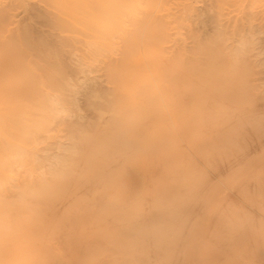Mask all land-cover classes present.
<instances>
[{
	"label": "bare ground",
	"instance_id": "obj_1",
	"mask_svg": "<svg viewBox=\"0 0 264 264\" xmlns=\"http://www.w3.org/2000/svg\"><path fill=\"white\" fill-rule=\"evenodd\" d=\"M178 1L182 2L183 0ZM43 2L48 7L47 12L49 16L45 18V24H41L46 25L48 29H53L56 32V34L51 33L49 35L55 39V41L53 40L54 43L60 44L59 47L42 37L37 38L39 39L37 41L39 47L36 46L31 33L27 30L24 31L22 36L17 32L11 31L8 33L5 42H2L0 33V264H6L5 256L11 247L15 248L19 245L28 246L26 242H22L23 236L19 222V214L22 209L28 208L27 215L25 214V216H31L35 219L34 228L37 232L40 230L42 231V229L45 230L43 227L44 223L42 220L43 214L41 213V206L42 203L49 201L50 197H52L51 200L53 202L62 201L65 202V204L69 203L68 205L70 207H78L84 202L91 201L87 197L88 189L96 190L109 183L119 186L120 189L121 186L125 185L119 178L123 175V166L126 161L123 152H131L139 148L140 150H147V147L141 145L143 142L139 143V137L141 140L149 135L156 137L158 140L168 138L169 129L165 128L163 122L158 120L153 123L151 122L152 132L148 130H134L130 133H127L123 128L124 126L118 121L113 125L109 124L108 121H100L97 127L95 126L97 131L94 129L93 131L89 129L88 131H80L77 137L73 135L69 138V145L65 144L67 146H61V144L59 146L61 152L65 150L66 153L69 152L76 155V157L73 156L74 158L70 160L58 157L59 167L49 172L52 177L51 182L42 180L40 182V188L36 190L29 187L25 179L20 177V172L23 167L24 158L28 153L30 142H35L41 138H48L51 132V124L54 122L56 114L66 112L65 108L60 106V102L62 101L60 99H55V96H52L55 98H51L49 95V91L52 90L54 93L56 92L55 95L58 93L59 96H65V92L68 90L69 86L66 73L60 64V47L76 46V48L83 53L82 66L85 68L89 69L97 64H105V66H107L108 75L112 76L115 82H117L116 87L113 89V93L110 95L105 94L104 96H98L100 93L96 91V93L91 92L89 97H91V99L94 98V100L96 98L103 100L104 98V103L111 106L110 110H112L113 113H117V115L119 111L116 112L115 106H113V97L115 96H119V98L124 95L126 96L125 100L119 101L120 109L122 108L135 114L145 110V118L149 117L148 119H152L153 117L160 116L159 119H162V116L164 118L166 114L165 111L169 106H182V104L186 106L184 104L187 102L186 97L190 95L194 97L191 104L192 108L189 109V111L187 107H183L184 113L188 116L192 114L196 116L205 114L207 115V120L211 119V115L216 117L219 116L215 115L218 109H220V113H225V100L238 104L246 100L245 96L248 94L246 93V87L249 88L247 74L245 75L241 71L238 73L236 68L232 67L231 64V66L228 65V67L225 65L227 62H223L224 48L220 42V45L216 43L218 46L214 49L212 47L216 55L213 53L214 51H202L201 55H203L202 57H204L205 62H207L206 64L200 63L206 68L204 67V69H202L201 67L198 73L194 72L195 70H193L192 65H183V63H180V65L179 63L173 64L169 61V57L166 56L163 50L165 49L164 45L169 42L170 38L165 18L172 15V0H43ZM219 6H221V9H225L224 3ZM37 17L40 18L39 16ZM9 26L10 25H8V27ZM6 27L7 25L5 28ZM247 51H249L248 48ZM243 55L244 54H242V56ZM118 56H121V60H124V65H119ZM9 57H11V61ZM141 57L144 59L143 63L146 71L153 76V79L157 83V89L161 94V101L164 104V109L163 107L161 108L163 112H157L154 111L153 108H150L152 101L144 92L146 79L142 75L143 70L136 67V62L138 59L142 60ZM86 58L88 59L86 60ZM244 58L245 57H243V59ZM226 60L228 59L226 58ZM242 61L243 60L240 61L239 58L238 62L240 63ZM240 64L236 67H239ZM251 64L252 63H250V65ZM125 66L127 67L124 68ZM246 67L248 66L246 65ZM243 70L245 71V69ZM123 73H125L126 76H123ZM183 74L188 75V78L186 76L187 82L183 79ZM125 77L129 78V80L127 79L128 81H132L133 84L131 83V86L124 83L126 82L124 80ZM225 79L226 82L224 81ZM181 80H184V83H181ZM182 84L185 85L180 86ZM256 86L258 87L259 85ZM162 89L165 90L164 93ZM76 94L77 93H75V95ZM73 99L77 100L76 98ZM37 110L42 112L40 116L37 115ZM157 110L159 109L157 108ZM245 111H243L244 115L241 117L247 120L250 116L248 117ZM98 112H100V110ZM99 115H101V113ZM106 115H108V113ZM107 117L108 116H106V119ZM224 117H222V119ZM103 118L105 117L103 116ZM148 119H144L142 123L148 121ZM184 119L195 120L199 119V117H184ZM218 119L219 118H217V120ZM212 120H216V118L214 119L213 117ZM207 121L212 122L209 120ZM244 122H242V124L246 128V126H248V121ZM204 125H201V130ZM215 126L217 125L215 124L214 127ZM229 126H227V128H229ZM204 128L205 126L203 129ZM182 136L183 134L180 135V137ZM124 139H131L132 141L129 140L130 143L127 141L124 144H120L121 151L116 153L115 159L110 160L112 165L104 161L110 157L111 152H114L112 151L113 147H115L114 143H119V141H124ZM173 139H176V137H173L171 140ZM196 144H200V142H196ZM236 145L238 146V144ZM60 150L58 152H60ZM212 150L213 151H209V154L211 157L218 158V165L219 163L222 165V157L224 156L223 150H217V148ZM239 150L240 149H238V151ZM193 155L202 163L204 168L208 169L209 174L215 171L212 168L213 166L211 168L208 166L206 162L207 158H205L203 154L197 152L193 153ZM244 157L248 158V156L245 155ZM138 159L140 160L139 157ZM131 161L136 162L134 160ZM169 161L170 160L167 162ZM192 162L193 159L186 156L183 162L177 166L178 172L185 175L187 178V183L183 191L184 196L162 199L154 198L152 194H149L146 197L145 206L125 203L119 205L120 209L110 212L151 216L154 207L166 202L162 214L165 219L168 217L169 226H167V233H182V236L189 234L188 228L193 220V216L186 212L203 203L202 190L205 191L204 186H206L205 184L210 180V177H208L204 169L202 170L200 168L199 172H195ZM140 164H142L143 168L146 166L145 162H140ZM140 164H131L130 166L135 169H138V167L141 169ZM235 164L233 162V165ZM218 165L214 166L218 167ZM215 167L214 169H219ZM261 174L262 172H259L257 176L255 175V181L252 180L249 183L251 186L253 185L252 188H254L251 189L250 196L243 190L245 186L236 187L233 192L236 196L230 197L229 199H227L228 197L226 199H221V203H218L215 208L212 209L211 218L206 222L203 221L204 226L201 228V232L204 239L200 249V253H202L200 254V264H264V184L262 185L260 183L259 178ZM144 176L145 174L143 177ZM124 180L126 179L124 178ZM75 183L78 184L76 189L73 185ZM154 184L156 185V183ZM150 185H152V183ZM150 185H147V189ZM127 186L128 188L130 186L128 181ZM115 191L117 192V190ZM112 192L110 190V193ZM231 196H233V194ZM254 202L260 206L261 215H259L262 217L260 221L250 213V205ZM104 204L103 206H106V204ZM99 209L100 207H98L97 212H99ZM64 213H70V210L66 209ZM170 216H173L171 221L169 220ZM158 221L159 223L161 222L160 220ZM257 228H259V230H257ZM51 235L50 239L48 237L49 241L51 240ZM178 236L177 234V237ZM169 238H171L170 241L174 244L175 239L172 236ZM172 248L176 249V255L182 258L187 257L189 252H194L188 251L182 246H179V248ZM24 256L26 255L24 254ZM129 257H132V255ZM146 257L149 258V256ZM149 262H151V259Z\"/></svg>",
	"mask_w": 264,
	"mask_h": 264
},
{
	"label": "rangeland",
	"instance_id": "obj_2",
	"mask_svg": "<svg viewBox=\"0 0 264 264\" xmlns=\"http://www.w3.org/2000/svg\"><path fill=\"white\" fill-rule=\"evenodd\" d=\"M223 3L225 4V9H221V6H219ZM171 4L173 5L172 15L165 18L170 38L169 42L164 45L165 49L163 50L166 56L169 57V61L173 64L179 63L180 65V63H183V65H192L193 70H195L194 72L198 73L201 67L202 69L205 67L202 66V64H206L207 62H205L204 57H202L203 55H201L202 51H214L213 49L222 43L224 48V59L222 60L224 63L225 61L227 62L225 65H232V67L236 68L238 73L241 71L245 75L247 74L249 88L246 87V93H248L245 96L246 100L240 104L236 102H227L225 100L227 109H225V113H220V109H218L215 115H219L220 117L211 115V119L207 120L212 122H208L206 120L207 115L205 114H201L202 116L198 114L199 116H196L191 113L192 115L188 116L184 113V108L187 107L188 110L192 108L191 104L194 97L190 95H187V97L189 96L188 98L186 97L187 102L184 103L186 106H183V104L182 106H169L165 111L166 114L164 118L162 116V119H159L160 116L153 117L152 119H148L149 117L145 118V110L135 114L130 113L128 110L120 109L119 101L125 100L126 96L124 95L120 98L119 96H115L113 97L114 104H112L115 106V111H119L117 115V113H113L112 110H110L111 106L104 103V98L103 100L99 98L94 100V98L91 99V97H89L91 92L96 93V91L100 93L98 96H104L105 94L110 95L113 93V89L116 87L117 82H115L112 76L108 75L107 66H105V64H97L89 69L85 68L82 66L83 53L77 49L76 46L60 47V64L66 73L69 86L68 90L65 92V96H59L58 93L55 95L56 92L54 93L52 90H50L51 92L49 91V95L51 98L56 97L55 99H60L62 101L60 102V106L64 107L66 112L56 114L55 120L51 124V132L48 138H41L35 142H30L29 150L24 158L23 167L20 172V177L25 179L29 187L36 190L40 188V182L42 180L51 182L52 177L49 172L59 167L57 158L62 157L70 160L76 157V155L69 152L66 153L65 150L61 152L59 146L61 144V146L69 145V138L73 135L77 137L80 131H88V129L91 131H93V129L96 130L98 122L100 121H108L111 125L118 121L124 126L123 128L126 132L130 133L134 130H148L152 132L151 122L153 123L158 120L163 122L165 128L169 129V134L167 136L168 138H164V140H158L152 135L142 138V140L139 137V143L143 142L141 145L147 147V150H140L139 148L131 152H123L126 161L123 166V175L121 174L122 176L119 178L125 185L121 186L120 189L119 186L110 183L96 190L88 189L87 197L91 201L84 202L78 207H70L68 205L69 203L65 204V202L62 201L53 202L51 200L52 197H50L49 201L42 203L41 213L43 214L42 220L45 230L42 229V231L40 230L37 232L34 228L35 219L31 216H25V214L27 215L28 208L22 209L19 214V222L23 236L22 242H26L28 246L19 245L15 248L11 247L5 256L6 264H200V254H202L200 253V249L204 239L201 228L204 226L203 221L206 222L211 218L212 209H214L218 203H221V199L235 197L236 195H234L233 192L238 186H245L243 190L250 196L251 189L254 188H252L253 185L251 186L249 183L254 180L255 175L257 176L259 172H262L259 178L260 183L262 185L264 184V0H183L182 2L172 0ZM47 11L48 7L43 0H0V33L2 42L6 41V37L11 31L17 32L22 36L24 31L27 30L31 33L34 44L38 47L37 41L39 39L37 38L40 37L54 43L55 39L49 34H56V32L53 29H48L46 25H42L45 24V18L49 16ZM6 25L7 27L5 28ZM8 25L10 26L8 27ZM224 42L227 43L225 44ZM216 43H218V45ZM54 44L58 47L60 46V44ZM247 48L249 51H247ZM213 53L216 55L215 51ZM242 54L244 55L242 56ZM225 57L228 60H226ZM237 57L238 60L240 58V61H246V64L243 61L240 62V64ZM243 57H245L246 60L245 58L243 59ZM10 58L11 57H9V60L11 61ZM87 59L88 58H86V60ZM141 59L142 60L138 59L139 61L137 60L138 63L136 62V67L143 70L142 75L146 79L144 92L152 101L150 108H153V110L157 112H163L161 108L163 107L164 109V104L161 101V94L157 89V83L153 79V76L146 71L143 63L144 59L142 57ZM118 60L120 61H118L119 65L125 64L124 60H121V56H118ZM250 63L252 64L250 65ZM238 64H240L239 67H236ZM246 65L248 67H246ZM126 67L127 66L124 68ZM243 69H245V71ZM123 74V76H126L125 73ZM186 76L188 78L187 74H183V79L187 82ZM127 79L129 80V78H124L126 81L124 83L131 86L133 84L132 81H128ZM224 81L226 82V79ZM181 83H184V80H181ZM256 85L259 86L257 87ZM162 91L163 93L165 92L164 89H162ZM75 93L77 94L75 95ZM157 108L159 110H157ZM99 110L100 112H98ZM242 110H246L245 112L248 117L250 116L249 119L246 120L241 117L244 115ZM100 113L101 115H99ZM107 113L108 115H106ZM41 114L42 112L37 110V115L40 116ZM103 116L105 118H103ZM106 116H108L107 119ZM184 117H199V119L187 120L184 119ZM213 117L214 119L216 118V120H212ZM222 117L224 118L222 119ZM217 118L219 119L217 120ZM144 119H148V121L142 123ZM244 121H248V126H246V128L242 124ZM199 124L200 128L202 124H205V128L203 129L204 126H202L201 130ZM213 124L217 126L214 127ZM227 126H229V128H227ZM182 134L183 136L180 137ZM173 137H176L178 140H171ZM129 140L132 141L131 139H124V141L121 140L119 143L115 142V147L112 149L114 152H111L110 157L104 161L111 164L110 160L115 159L116 153L121 151L120 144H124ZM196 142H200V144H196ZM236 144H238V146ZM166 147L170 148L167 150ZM215 148H217V150H223L225 157H222V165L220 163L218 165V158L211 157L209 154V151H213L212 149ZM238 149H240V152ZM59 150L60 152H58ZM197 152L203 154V156L207 158L206 162L210 168L213 166L212 168L215 171H213L212 174H209L208 169L204 168L202 163L194 157L193 153ZM244 155L248 156V158L244 157ZM186 156L193 159L192 163L195 172H199L201 168L202 170L204 169L208 177H210V180L208 179L209 182L204 186L205 191L202 190L203 203L186 212L193 216V220L188 228L189 234L182 236V233H177L179 235L177 237L175 233H167V226H169L168 217L165 219L162 214L166 202L154 207L151 216L110 212L120 209L119 205L125 203L145 206V200L149 194H152L154 198L162 199L184 196L183 191L187 183V178L185 175L178 172L177 166L183 162ZM131 160L136 162H132ZM166 160L170 161L167 162ZM138 161L141 163L145 162L146 168H143L142 164ZM233 162L234 164L237 163L233 165ZM131 164H140L141 169H139L138 166V169H135L130 166ZM214 165H218V167ZM214 167L219 169H214ZM144 174L145 176L143 177ZM124 178L130 183L129 188ZM143 179L145 180L142 181ZM151 183L152 185H150ZM154 183H156V185ZM73 185L76 189L78 184L75 183ZM147 185L151 186H148L149 190L147 189ZM110 190L114 193H110ZM115 190H117V192ZM232 194L233 196H231ZM104 203L106 206H103ZM98 207H100L99 212H97ZM250 207L251 215L253 214L252 216L260 221L262 219L260 216V206L254 202ZM66 209L70 210V213L65 214L64 212ZM172 217L173 216H170V221ZM158 220L161 222L159 223ZM259 228H257V230H259ZM50 235L51 240L49 241ZM170 236L175 239L174 244L170 241ZM179 246L194 252H189L187 257L182 258L176 255L177 250L172 248H179ZM24 254L26 256H24ZM131 255L132 257H129ZM146 256H149V258ZM150 259L151 262H149Z\"/></svg>",
	"mask_w": 264,
	"mask_h": 264
}]
</instances>
